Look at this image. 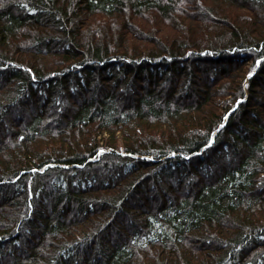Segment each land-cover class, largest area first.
I'll use <instances>...</instances> for the list:
<instances>
[{"label":"trees","instance_id":"trees-1","mask_svg":"<svg viewBox=\"0 0 264 264\" xmlns=\"http://www.w3.org/2000/svg\"><path fill=\"white\" fill-rule=\"evenodd\" d=\"M261 57L264 0H0V264H264Z\"/></svg>","mask_w":264,"mask_h":264},{"label":"snow or ice","instance_id":"snow-or-ice-1","mask_svg":"<svg viewBox=\"0 0 264 264\" xmlns=\"http://www.w3.org/2000/svg\"><path fill=\"white\" fill-rule=\"evenodd\" d=\"M34 10V9H33ZM261 60H264V57H261ZM257 63H259V61H257ZM251 75V73H249Z\"/></svg>","mask_w":264,"mask_h":264},{"label":"bare ground","instance_id":"bare-ground-1","mask_svg":"<svg viewBox=\"0 0 264 264\" xmlns=\"http://www.w3.org/2000/svg\"><path fill=\"white\" fill-rule=\"evenodd\" d=\"M46 166H47V165H46ZM46 166H45V167H46ZM45 167H43V168H45ZM43 168H42V169H43ZM42 169H40V170H42Z\"/></svg>","mask_w":264,"mask_h":264}]
</instances>
